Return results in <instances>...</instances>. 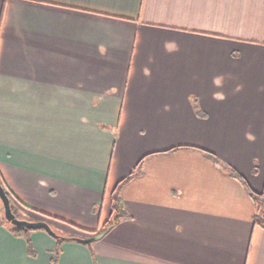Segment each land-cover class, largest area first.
Returning a JSON list of instances; mask_svg holds the SVG:
<instances>
[{"label": "crops", "instance_id": "1", "mask_svg": "<svg viewBox=\"0 0 264 264\" xmlns=\"http://www.w3.org/2000/svg\"><path fill=\"white\" fill-rule=\"evenodd\" d=\"M205 151L264 191V0H0V264H264Z\"/></svg>", "mask_w": 264, "mask_h": 264}, {"label": "trees", "instance_id": "2", "mask_svg": "<svg viewBox=\"0 0 264 264\" xmlns=\"http://www.w3.org/2000/svg\"><path fill=\"white\" fill-rule=\"evenodd\" d=\"M197 108V113L201 116H205V112H203L202 110H200L198 107ZM173 150V148L171 149ZM169 151V150H168ZM205 153L210 156L215 163L219 164L220 168L223 171L228 172L230 175H232L233 177L237 178L247 189V191L249 192L250 196L252 197L255 206H256V212H255V222L257 224H259L261 227L264 228V191L263 192H258L256 190H254L248 183V181L245 179V177L243 175H241L236 169L230 167V166H226L224 164H222V162L210 151H205ZM142 161L139 163V166H141ZM133 174H129L128 176H126L125 178H123L117 185V189L115 191V193L113 194V213L111 218L106 222L105 226L103 229H101L100 232H105L107 231L113 224H115L116 222H118V220L121 218V216L123 215V207L121 205V198L118 195V190L120 188V186L122 184H124L125 182H127L128 180H130L132 178ZM0 182L4 185L10 199H11V205H12V209L15 212L17 217L19 216V210L14 202V198H13V193L11 192V190L9 189V187L7 186L1 172H0ZM1 202V200H0ZM2 203V202H1ZM47 215V214H45ZM4 221L8 223V228L13 232V234L17 235V236H22L23 233H28L30 231L36 230L34 228H29V227H18L14 224H12L10 221H8L6 219V217H4ZM99 232V233H100ZM59 242V246L57 247V249L55 250V256L52 259V262H56L57 258L61 252V244H62V238L56 236Z\"/></svg>", "mask_w": 264, "mask_h": 264}, {"label": "water", "instance_id": "3", "mask_svg": "<svg viewBox=\"0 0 264 264\" xmlns=\"http://www.w3.org/2000/svg\"><path fill=\"white\" fill-rule=\"evenodd\" d=\"M0 200L4 207V213L5 217L8 221H10L12 224L18 226V227H29L34 229H45L48 232H50L53 235H56V233L53 231L50 223L46 220H27L22 219L16 216L15 212L12 209L11 205V199L4 187V185L0 182ZM105 232H100L96 235L90 236L88 238H77V240L84 242V243H90L93 240H96L103 236Z\"/></svg>", "mask_w": 264, "mask_h": 264}, {"label": "rangeland", "instance_id": "4", "mask_svg": "<svg viewBox=\"0 0 264 264\" xmlns=\"http://www.w3.org/2000/svg\"><path fill=\"white\" fill-rule=\"evenodd\" d=\"M20 217H22V216H20ZM22 219H27V220H30V218L29 217H22ZM117 223V222H116Z\"/></svg>", "mask_w": 264, "mask_h": 264}, {"label": "flooded vegetation", "instance_id": "5", "mask_svg": "<svg viewBox=\"0 0 264 264\" xmlns=\"http://www.w3.org/2000/svg\"><path fill=\"white\" fill-rule=\"evenodd\" d=\"M20 216V215H19ZM19 218H22V217H19Z\"/></svg>", "mask_w": 264, "mask_h": 264}]
</instances>
